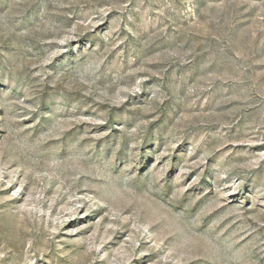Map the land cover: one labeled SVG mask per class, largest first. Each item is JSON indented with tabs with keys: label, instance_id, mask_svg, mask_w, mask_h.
Wrapping results in <instances>:
<instances>
[{
	"label": "rangeland",
	"instance_id": "rangeland-1",
	"mask_svg": "<svg viewBox=\"0 0 264 264\" xmlns=\"http://www.w3.org/2000/svg\"><path fill=\"white\" fill-rule=\"evenodd\" d=\"M0 264H264V0H0Z\"/></svg>",
	"mask_w": 264,
	"mask_h": 264
}]
</instances>
